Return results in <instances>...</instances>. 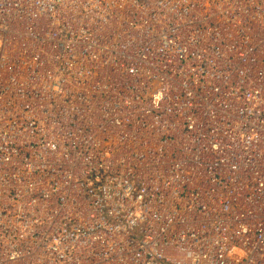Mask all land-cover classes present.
<instances>
[{
  "label": "built area",
  "instance_id": "built-area-1",
  "mask_svg": "<svg viewBox=\"0 0 264 264\" xmlns=\"http://www.w3.org/2000/svg\"><path fill=\"white\" fill-rule=\"evenodd\" d=\"M0 264H264V0H0Z\"/></svg>",
  "mask_w": 264,
  "mask_h": 264
}]
</instances>
